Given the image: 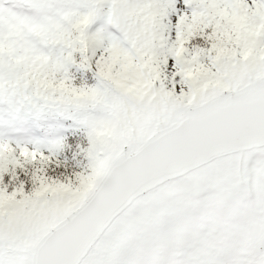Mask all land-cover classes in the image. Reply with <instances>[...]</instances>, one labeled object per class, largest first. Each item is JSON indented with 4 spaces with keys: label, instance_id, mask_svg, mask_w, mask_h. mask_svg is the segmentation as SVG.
I'll return each mask as SVG.
<instances>
[{
    "label": "snow or ice",
    "instance_id": "1",
    "mask_svg": "<svg viewBox=\"0 0 264 264\" xmlns=\"http://www.w3.org/2000/svg\"><path fill=\"white\" fill-rule=\"evenodd\" d=\"M0 264H264V0H0Z\"/></svg>",
    "mask_w": 264,
    "mask_h": 264
}]
</instances>
